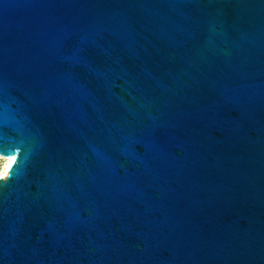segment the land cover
Segmentation results:
<instances>
[{
	"label": "water",
	"instance_id": "1",
	"mask_svg": "<svg viewBox=\"0 0 264 264\" xmlns=\"http://www.w3.org/2000/svg\"><path fill=\"white\" fill-rule=\"evenodd\" d=\"M0 264H264V0H0Z\"/></svg>",
	"mask_w": 264,
	"mask_h": 264
},
{
	"label": "bare ground",
	"instance_id": "2",
	"mask_svg": "<svg viewBox=\"0 0 264 264\" xmlns=\"http://www.w3.org/2000/svg\"><path fill=\"white\" fill-rule=\"evenodd\" d=\"M0 159L5 161L3 169H2V172H1L2 175L0 176V178H3L6 175V173H7V169L9 167V165L12 163V159L11 158L10 159L0 158Z\"/></svg>",
	"mask_w": 264,
	"mask_h": 264
},
{
	"label": "rangeland",
	"instance_id": "3",
	"mask_svg": "<svg viewBox=\"0 0 264 264\" xmlns=\"http://www.w3.org/2000/svg\"><path fill=\"white\" fill-rule=\"evenodd\" d=\"M4 163H5V161L0 159V176L2 175L1 172H2V169H3Z\"/></svg>",
	"mask_w": 264,
	"mask_h": 264
}]
</instances>
